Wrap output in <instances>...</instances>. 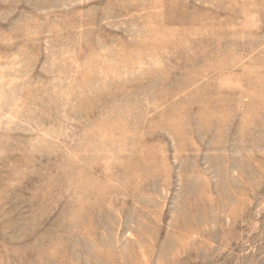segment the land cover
Returning a JSON list of instances; mask_svg holds the SVG:
<instances>
[{"label":"rangeland","instance_id":"obj_1","mask_svg":"<svg viewBox=\"0 0 264 264\" xmlns=\"http://www.w3.org/2000/svg\"><path fill=\"white\" fill-rule=\"evenodd\" d=\"M192 59L226 111L151 124ZM0 259L264 264V0H0Z\"/></svg>","mask_w":264,"mask_h":264},{"label":"bare ground","instance_id":"obj_2","mask_svg":"<svg viewBox=\"0 0 264 264\" xmlns=\"http://www.w3.org/2000/svg\"><path fill=\"white\" fill-rule=\"evenodd\" d=\"M262 16V15H261ZM153 22V21H152ZM161 28V27H160ZM165 29V28H164ZM162 31V30H161ZM190 34V33H189ZM187 34V35H189ZM198 34V33H197ZM201 34V33H200ZM178 35V34H176ZM180 35V34H179ZM175 37V36H174ZM179 38V37H178ZM188 39V38H187ZM192 42V41H191ZM196 42V41H195ZM205 43V42H204ZM156 44V43H155ZM161 44V43H160ZM184 44V43H183ZM173 45V44H172ZM163 46V45H162ZM182 46V45H181ZM184 46V45H183ZM201 46V45H200ZM161 47V46H160ZM168 47V46H167ZM173 47V46H172ZM202 47H205L204 45H202ZM152 49V48H151ZM172 49V48H171ZM170 49V50H171ZM208 49V47H207ZM150 50V49H149ZM156 50V49H155ZM186 50V49H185ZM178 51V50H177ZM184 51V50H183ZM208 51V50H207ZM173 52V50H172ZM176 52V51H175ZM206 52V51H205ZM179 53V52H178ZM196 53V52H195ZM198 53V52H197ZM140 54V53H139ZM204 55V54H203ZM135 56V55H134ZM143 56V55H142ZM198 56V55H197ZM137 57V56H136ZM179 57V56H178ZM185 57V56H184ZM129 58V57H128ZM138 58V57H137ZM196 58V57H195ZM182 59V58H181ZM185 59V58H184ZM128 59H124L123 63H122V67L125 68H129L128 70H134L135 68V64H133V61H127ZM190 60V58H189ZM166 61V60H165ZM192 62L189 63L188 62V67L185 68L184 70V74L186 77H184V80L180 83H176L173 91L172 90H167V91H163L161 94L163 96L162 99L165 100H170L177 92H181L185 90L187 91L186 96H184L183 98L179 99L177 102H174L173 104H171L169 106L168 110H164L162 111L154 120H152L150 123L151 124H156L157 122H159L162 118L167 117L170 118L174 123H176V125L179 127L180 125H184V127L186 126V124L189 122L190 117L193 114H196V119L200 122V123H210L213 121V117L219 113V112H225L226 110L223 109V104H220V102L222 101L221 97L222 94L217 93V91L219 92L218 89H216V84L213 83V81L207 79L205 80L204 83H202L200 86L194 87L196 85L197 82H199L200 80H204L206 79L207 76H211L213 74H215V72H217V69L222 67V63L219 64L218 68H217V63L213 61V59H203L201 60L202 64L201 67L198 69H193L192 64L195 65L194 61H197L195 59L191 60ZM167 65V64H166ZM191 68V69H190ZM172 71V70H171ZM167 72V71H166ZM167 74V73H166ZM143 76L145 77H149L152 80H157V76L165 78V80L167 79V76H165V73L162 71L160 72V74H157L156 72H152V71H147L145 73H143ZM182 76V75H181ZM213 77V76H212ZM169 79V78H168ZM237 79V78H236ZM163 80V79H162ZM171 80V79H170ZM167 81V80H166ZM174 81V80H173ZM175 82V81H174ZM215 82V81H214ZM218 82V81H217ZM201 83V82H200ZM219 84V83H218ZM166 88V87H165ZM168 89V88H167ZM171 89V88H170ZM221 90V88H220ZM161 97V96H160ZM223 98V97H222ZM161 100V99H160ZM164 102V100H162ZM171 101V100H170ZM160 102V101H159ZM166 102V101H165ZM168 104V103H167ZM197 106L198 110H192L193 106ZM221 106V108L219 107ZM234 112V111H233ZM236 113V112H235ZM218 117V116H217ZM177 122H176V121ZM196 120V121H197ZM192 121V120H191ZM149 122V121H148ZM190 123V122H189ZM176 126V127H177ZM181 127V126H180ZM182 131V130H181ZM140 141V140H139ZM138 148H136L137 150ZM135 152V151H134ZM142 157V156H141ZM140 158V157H138ZM137 158V159H138ZM148 158H149V154H148ZM149 160V159H146ZM151 160V159H150ZM133 161V160H132ZM143 159L140 160H136L134 162H128V164H126L124 166V169L127 172L131 173L132 171L130 170V168H134L138 166L143 165ZM127 163V162H126ZM147 163V162H146ZM123 165V164H122ZM147 167V166H146ZM145 167V168H146ZM131 168V169H132ZM134 173V172H132ZM84 174V173H83ZM150 175V174H149ZM110 177V176H109ZM72 178V177H71ZM75 179V178H74ZM73 179V180H74ZM77 181L78 180H74ZM129 181V180H128ZM79 183V182H78ZM77 183V184H78ZM99 182L94 180V181H86L84 183V187L86 189L89 188H93L96 189V185ZM100 184V183H99ZM98 184V185H99ZM87 185V186H86ZM100 187V186H99ZM78 188V187H77ZM80 188V187H79ZM81 190V189H80ZM82 191V190H81ZM85 191V190H84ZM82 204V203H81ZM78 205V204H77ZM84 208V207H83ZM82 210V209H81ZM80 214V212H79ZM180 238V237H179ZM189 243V242H188ZM191 244V243H190ZM191 246V245H190ZM1 260V259H0Z\"/></svg>","mask_w":264,"mask_h":264}]
</instances>
